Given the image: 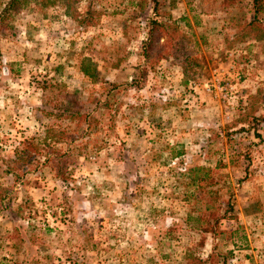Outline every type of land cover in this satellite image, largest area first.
Returning a JSON list of instances; mask_svg holds the SVG:
<instances>
[{
	"label": "rangeland",
	"instance_id": "rangeland-1",
	"mask_svg": "<svg viewBox=\"0 0 264 264\" xmlns=\"http://www.w3.org/2000/svg\"><path fill=\"white\" fill-rule=\"evenodd\" d=\"M11 15L0 264H264V15L250 25L252 0H39ZM53 94L108 100L111 128L87 150L77 138L67 183L50 167L15 179L6 164L55 124L36 111ZM214 222L224 233L202 231Z\"/></svg>",
	"mask_w": 264,
	"mask_h": 264
},
{
	"label": "trees",
	"instance_id": "trees-1",
	"mask_svg": "<svg viewBox=\"0 0 264 264\" xmlns=\"http://www.w3.org/2000/svg\"><path fill=\"white\" fill-rule=\"evenodd\" d=\"M39 0H7L4 8L0 11V23L5 24L11 18V13L15 14L20 12L31 2H37ZM155 2L156 0H152ZM254 18L250 25H257L260 27L261 23L258 22V15H264V0H252ZM9 12V14H8ZM91 12H85L79 16L88 18L86 20H78L79 23H89V17ZM79 17V18H82ZM157 22L150 23L151 30L149 31L146 45L151 48L152 45V31L153 26H157ZM107 84L106 89H109ZM117 86L111 85L109 94H114L117 91ZM52 91L53 93L58 90L60 92V86L55 83H50L47 88H42ZM116 89V91H114ZM114 91V92H113ZM110 97H107L108 99ZM74 98L71 95H64L62 98H58L56 95L44 96L41 106L36 110L37 113L46 119L52 120L55 124L49 126H42V135L37 137H31L19 142L18 146L14 148L13 158L8 160L6 164V173L13 175L16 179L23 174L32 172L43 167H50L55 174V177L64 183L69 181L68 164L69 157L76 150L77 138L81 141V148L88 149L87 142L93 141L94 137L104 128L108 122V129L111 128L114 115L112 104L105 100L104 105H99L100 100H96L93 109H88L85 102L73 103ZM106 121V122H105ZM76 133L80 135L76 137ZM89 143V142H88ZM57 147H64L59 150ZM218 219H216L217 221ZM208 225V224H207ZM203 228V232L211 231L213 235L222 234L224 232H215L218 229L217 223L214 222L211 227L206 226ZM200 229V228H198ZM217 233V234H216ZM234 232L231 233L229 239L231 241L234 237ZM216 258L211 255L208 257L207 262H202L199 259L194 260V264H217Z\"/></svg>",
	"mask_w": 264,
	"mask_h": 264
}]
</instances>
